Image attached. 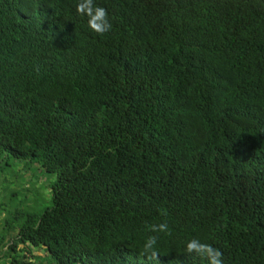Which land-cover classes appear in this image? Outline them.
Wrapping results in <instances>:
<instances>
[{"label":"trees","instance_id":"1","mask_svg":"<svg viewBox=\"0 0 264 264\" xmlns=\"http://www.w3.org/2000/svg\"><path fill=\"white\" fill-rule=\"evenodd\" d=\"M79 2L0 0V264H264V0Z\"/></svg>","mask_w":264,"mask_h":264},{"label":"clouds","instance_id":"2","mask_svg":"<svg viewBox=\"0 0 264 264\" xmlns=\"http://www.w3.org/2000/svg\"><path fill=\"white\" fill-rule=\"evenodd\" d=\"M76 12L88 18V26L97 34H103L111 28L106 11L103 7L94 6L93 0H80L76 5ZM153 232L166 233L168 224L166 222L151 227ZM157 238L150 236L143 244V250L153 259H157ZM187 254L195 253L198 256H204L208 264H223L222 253L209 245L201 243L198 239H190L184 246Z\"/></svg>","mask_w":264,"mask_h":264},{"label":"rangeland","instance_id":"3","mask_svg":"<svg viewBox=\"0 0 264 264\" xmlns=\"http://www.w3.org/2000/svg\"><path fill=\"white\" fill-rule=\"evenodd\" d=\"M10 157L11 155L8 152L0 155V220L6 216V214L2 215V208L7 201H12L14 204L19 202L16 196L19 191L22 192L23 197L32 195V182H34V180L31 177H28L24 172L25 167L23 162H16V160H13ZM26 176L28 178L24 183ZM22 185L24 187L23 189H21ZM36 188H40L43 192L42 184L39 183ZM44 193L47 194V191L44 190ZM23 197H19V199H23ZM11 207L12 204L5 207V209L7 208V210H10Z\"/></svg>","mask_w":264,"mask_h":264}]
</instances>
